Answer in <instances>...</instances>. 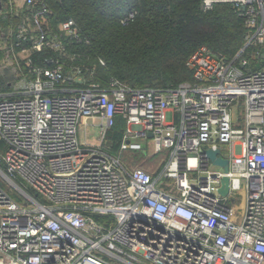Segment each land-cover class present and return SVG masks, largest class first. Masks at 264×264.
I'll use <instances>...</instances> for the list:
<instances>
[{"label": "built area", "instance_id": "built-area-1", "mask_svg": "<svg viewBox=\"0 0 264 264\" xmlns=\"http://www.w3.org/2000/svg\"><path fill=\"white\" fill-rule=\"evenodd\" d=\"M220 3L244 20L236 55L200 46L185 63L191 83L133 90L102 87L74 64L72 19L54 28L44 0H4L20 78L0 93V181L18 198L0 186V264H264V0L201 8ZM42 51L59 57L33 67ZM117 117L125 126L111 155L102 143ZM88 120L97 146L79 140ZM124 152L163 157L154 170L130 168Z\"/></svg>", "mask_w": 264, "mask_h": 264}, {"label": "trees", "instance_id": "trees-1", "mask_svg": "<svg viewBox=\"0 0 264 264\" xmlns=\"http://www.w3.org/2000/svg\"><path fill=\"white\" fill-rule=\"evenodd\" d=\"M201 1L44 0V4L51 12L54 28L68 19L77 25L82 43L68 45L66 53L79 56L73 63L82 67L85 76L93 72L91 81L102 87L117 80L133 90H141L191 83L192 73L185 63L200 46L227 59L241 49L246 30L234 5L220 3L205 12ZM3 4L4 0H0L1 39L8 47L9 30L17 20L3 12ZM86 41L88 44H84ZM29 57L33 67L44 68L49 67L44 59L59 55L42 51L32 52ZM13 69L16 76L7 81L0 78V93L10 91L20 78L15 66ZM124 126V121L117 117L114 127L105 134L103 145L111 155L118 152Z\"/></svg>", "mask_w": 264, "mask_h": 264}, {"label": "rangeland", "instance_id": "rangeland-1", "mask_svg": "<svg viewBox=\"0 0 264 264\" xmlns=\"http://www.w3.org/2000/svg\"><path fill=\"white\" fill-rule=\"evenodd\" d=\"M2 7H0L1 9ZM2 28H0V78H4V81L9 80L10 77L16 76L15 70L13 69L14 65L11 64L10 59L7 57V51L4 48V42L2 41L3 32L1 31ZM3 52V53H2ZM25 54H21L20 57L25 58ZM235 112V109H234ZM100 132L99 127L96 125V123H92L91 120L87 122L86 125L82 127V130L79 131V138L84 140L85 144L91 146V145H97L99 138H100ZM143 143V142H142ZM117 154V153H115ZM163 157V154L153 155L151 152L148 153H131V152H124L121 155V161L124 163V165L134 168V167H142L147 170H154L160 159ZM0 186L7 192H9L15 199L18 200L16 197V193L10 190V187L3 184L0 181Z\"/></svg>", "mask_w": 264, "mask_h": 264}, {"label": "water", "instance_id": "water-1", "mask_svg": "<svg viewBox=\"0 0 264 264\" xmlns=\"http://www.w3.org/2000/svg\"><path fill=\"white\" fill-rule=\"evenodd\" d=\"M151 136V135H150ZM219 151H211V150H207L204 152V154L206 155V157L215 165H219L222 166L224 171L227 172V161L226 160H222L220 158L217 157ZM221 195H226L228 192V179L227 178H223L222 179V187L219 190Z\"/></svg>", "mask_w": 264, "mask_h": 264}, {"label": "crops", "instance_id": "crops-1", "mask_svg": "<svg viewBox=\"0 0 264 264\" xmlns=\"http://www.w3.org/2000/svg\"><path fill=\"white\" fill-rule=\"evenodd\" d=\"M4 42V41H3ZM4 48H5V50H8V47L6 46V43L4 42ZM7 47V48H6ZM19 55V57L21 56L20 54H18ZM21 59H23V57H20ZM92 121V123L94 124V123H96V125H97V121H95V120H91ZM87 122H89V120L88 121H86V124H87ZM82 130V127H81V129L79 130V131H81ZM78 137H79V133H78ZM79 140L82 142V143H85L84 142V140L83 139H81V137L79 138ZM98 144H99V141H98ZM97 144V145H98ZM104 141H103V143H102V148L106 151V149L104 148ZM97 145H91V146H97Z\"/></svg>", "mask_w": 264, "mask_h": 264}]
</instances>
